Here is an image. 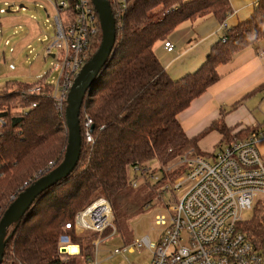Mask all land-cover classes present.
Masks as SVG:
<instances>
[{"label": "trees", "instance_id": "16d2710c", "mask_svg": "<svg viewBox=\"0 0 264 264\" xmlns=\"http://www.w3.org/2000/svg\"><path fill=\"white\" fill-rule=\"evenodd\" d=\"M108 1L115 18L116 42L80 109L79 161L67 177L37 198L24 217L14 220L9 231L10 226L7 228L3 264H91L94 237L99 232L79 231L74 218L92 200L103 197L109 202L112 225L104 231L116 227L127 243L131 235L129 222L152 202H162L164 194L170 195L160 180L150 179L151 173L146 171L149 165L170 164L191 150L209 155L200 142L214 131L220 140L212 151L247 138L256 130L228 126L227 112L221 109L207 127L188 136L178 115L222 78L220 65L264 39V0L258 1L247 19L230 27L225 25L232 12L228 0ZM68 2L73 18L77 0ZM205 15H212L224 26L222 36L211 45L196 70L177 79L170 77L154 53L156 42L165 41L183 21ZM100 41L98 23L89 58ZM28 85L12 81L0 89V117L8 120L0 126V218L24 184H31L49 165L53 167L48 172L57 167L66 150L67 103L60 110L47 93L23 100L19 88ZM41 89L48 93L51 90L49 86ZM19 106L20 112L10 113ZM86 119L92 122L91 141L86 140L83 127ZM134 166L139 170H133ZM179 171L173 170L170 179H175ZM134 181L138 183L134 185ZM66 224L71 227L67 229ZM241 229L253 240L263 237V206L253 211ZM62 236L68 237L69 244L78 245L79 253H61L58 247Z\"/></svg>", "mask_w": 264, "mask_h": 264}, {"label": "built area", "instance_id": "2783aa9c", "mask_svg": "<svg viewBox=\"0 0 264 264\" xmlns=\"http://www.w3.org/2000/svg\"><path fill=\"white\" fill-rule=\"evenodd\" d=\"M54 5L57 16L53 19V32L41 42L45 43V58H56L61 70L56 83L46 81L43 87L51 88L48 95L61 110L67 103L76 75L89 60L99 20L90 0H77L73 18L69 14L68 0L54 1ZM5 6L11 8L7 3ZM5 12L4 8L0 9V13ZM2 34L0 28V38ZM5 45L9 46L10 42L6 40ZM164 47L168 51L174 48L169 41ZM259 54L264 55V51ZM29 90L39 93L40 88L30 87ZM22 98L28 100L25 95ZM31 106L36 104L31 103ZM7 122L6 117H0V126ZM91 123L90 119L83 122L87 141H91ZM260 137L264 138V126L247 138L217 147L209 155L195 154L191 150L170 164L149 165L146 171L151 173L150 179L160 180L163 190L168 191L174 201L172 208L166 205L168 218L156 215L157 225L163 227L158 243L153 244L144 236L136 243L115 248L108 258L147 247L151 250V260L140 264H264V235L253 240L241 229L247 220L242 218L244 210L264 208V159L258 147ZM52 167L51 164L38 172L35 178L47 174ZM176 169L180 170L179 175L171 180L169 174ZM133 170L139 167L134 166ZM137 183L134 181V185ZM28 185L25 183L22 190ZM74 225L81 230L103 232L110 225L109 202L103 197L95 198L76 214ZM70 227L71 224H66L67 229ZM67 246L73 245L69 244L67 236H62L59 251L72 255ZM94 247L96 253L95 242Z\"/></svg>", "mask_w": 264, "mask_h": 264}, {"label": "crops", "instance_id": "0c3cea01", "mask_svg": "<svg viewBox=\"0 0 264 264\" xmlns=\"http://www.w3.org/2000/svg\"><path fill=\"white\" fill-rule=\"evenodd\" d=\"M1 1L11 8L17 1L24 2V0H0V3ZM37 1L43 5L46 0ZM228 1L232 12L227 17L225 25L230 27L247 19L259 0ZM52 2L54 5V1ZM47 7H44L45 11H48ZM19 8H24V5H19ZM48 16L51 15L47 13ZM223 27L212 15L183 21L165 41L156 42L154 53L170 77L180 78L201 65L211 45L222 36ZM166 41L173 44L172 51L165 49ZM258 43L240 50L229 62L220 65L218 72L222 78L178 115V121L188 136H194L207 127L218 117L221 109L227 112L225 121L230 127L241 125L245 129L257 131L264 126V88H261L264 85V55L259 54L264 51V39ZM239 94L240 97L228 108L217 104L223 105L226 100ZM247 94L249 96L245 97ZM256 97L260 98L258 102L255 100ZM181 119L185 120L181 121ZM213 133L218 134L215 131L211 132L202 141ZM219 140L218 134L210 151L200 147L203 151L211 152ZM258 147L264 155V138H259Z\"/></svg>", "mask_w": 264, "mask_h": 264}, {"label": "rangeland", "instance_id": "374dc122", "mask_svg": "<svg viewBox=\"0 0 264 264\" xmlns=\"http://www.w3.org/2000/svg\"><path fill=\"white\" fill-rule=\"evenodd\" d=\"M50 1L46 0L42 3L43 5L37 0L17 1L14 3L15 6L10 9V12L0 13V28L3 32L0 38V89L5 88L7 82L12 81L30 84L27 87L19 88L20 95H25L27 99H30L32 95L48 94V92L41 89V87L43 88V83L35 82L44 79L49 83L57 82L60 75L61 63L51 56L45 58V43L41 42V39H44L45 36L52 34L53 19L57 16L56 7H54L52 2L55 0ZM60 1L57 0L58 3ZM21 4L24 5V8H19ZM45 6H48V11H45ZM1 8L7 9L4 1L0 3ZM47 13L51 15L50 19L47 17ZM6 40L10 42L9 46L5 45ZM10 48H14V51L11 52ZM55 52L54 50L53 54ZM30 87H39V93L29 90ZM12 89L16 91L17 87ZM239 97L240 94L226 100V103L223 105L217 104L223 106V108H228ZM259 99L258 97L255 98L257 102ZM17 112H20V106L12 108L10 113L17 114ZM183 120L185 119H181V121ZM217 136L218 134L215 135L213 133L207 139L201 141L200 146L202 149L210 151L214 138ZM176 196H178V193H176ZM166 203L169 204V208L174 206V201L169 194H164L163 200L160 203L156 201L152 202L144 213L129 222L131 235L127 243L124 242L120 231L116 227L110 228L109 231L99 232L94 237L97 244V252L95 253V247H93L95 254H93V258L95 259H93L91 264H94L95 260L97 264H140L149 262L151 260V250L147 247L141 249L135 248L133 252L126 251L125 253H120L117 258L113 259H109L108 256L111 255V252L115 248H122L127 244L136 243L144 236H148L151 243H158L163 227L157 225L156 215L169 217V209L166 207ZM252 215L253 209H247L243 211L242 218L249 220ZM110 225H112V222ZM11 227L12 225H10L8 231ZM78 230L81 231L80 228ZM78 251H80V247Z\"/></svg>", "mask_w": 264, "mask_h": 264}, {"label": "water", "instance_id": "95a60500", "mask_svg": "<svg viewBox=\"0 0 264 264\" xmlns=\"http://www.w3.org/2000/svg\"><path fill=\"white\" fill-rule=\"evenodd\" d=\"M101 28V41L97 51L82 66L67 95L65 124L67 145L62 162L47 174L26 186L9 205L0 219V264L3 262L5 235L14 220L26 215L37 198L48 188L67 177L77 166L81 154L80 109L87 91L92 87L101 69L111 56L116 42L115 18L108 0H90ZM10 7L6 12H10ZM53 57V56H51Z\"/></svg>", "mask_w": 264, "mask_h": 264}, {"label": "bare ground", "instance_id": "6f19581e", "mask_svg": "<svg viewBox=\"0 0 264 264\" xmlns=\"http://www.w3.org/2000/svg\"><path fill=\"white\" fill-rule=\"evenodd\" d=\"M66 249H67V251H69L72 254L73 253H76L78 251V248L75 245H73V246H67ZM72 249H75L76 251L73 252Z\"/></svg>", "mask_w": 264, "mask_h": 264}, {"label": "snow or ice", "instance_id": "6c2138e0", "mask_svg": "<svg viewBox=\"0 0 264 264\" xmlns=\"http://www.w3.org/2000/svg\"><path fill=\"white\" fill-rule=\"evenodd\" d=\"M72 251L74 252V251H76L75 249H72Z\"/></svg>", "mask_w": 264, "mask_h": 264}]
</instances>
